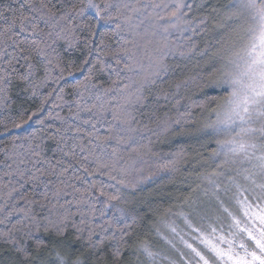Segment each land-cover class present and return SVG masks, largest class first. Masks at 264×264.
<instances>
[{
  "label": "snow or ice",
  "instance_id": "6c2138e0",
  "mask_svg": "<svg viewBox=\"0 0 264 264\" xmlns=\"http://www.w3.org/2000/svg\"><path fill=\"white\" fill-rule=\"evenodd\" d=\"M233 7L236 9L234 15L244 22L236 30L232 55L222 75L215 81L227 96L214 109L216 121L209 126L212 132L223 133L228 138L216 141L217 147L205 161L206 168L211 171L205 170L198 177L206 183L205 195H211L215 207L205 209L193 204L190 211L179 214L187 232L178 230L176 226H170V231L174 237H179L187 252L176 249V244L168 241L179 255V260L170 264H264V0H239ZM149 8L158 20L164 19L160 15L163 11L168 18L167 23L154 50V58H150L148 71L136 73L140 79L125 85V89H129L125 103L111 112L106 135L101 136L97 127L105 122L107 112L100 105L96 111L87 109L91 118L82 121L83 125H91V131L80 123H69L57 114L61 126L53 130L52 124H45V120L40 119L37 123L44 126L43 130L33 131L22 138L26 144L17 145L14 140L11 148L5 151L2 162L7 169L5 175L15 177L17 182H21V188L31 182L34 186L44 184L46 190L40 199L29 201L30 207L25 210L23 219L10 229L0 231V264H89V261L97 264L100 261L98 253L104 247L105 237L93 239L97 233L82 206L88 204L87 194L93 188L99 187L101 195H106L104 185L89 183L83 192L73 187L75 204L71 200L61 203L62 196L68 194L66 188L72 187L68 181L80 179L75 171L72 176L67 174L74 164H79L89 176L107 174L117 183H124L113 173L123 171L116 157L117 148L126 140L125 133L136 131L132 128L136 121L129 107L143 102L145 87L154 83V78L166 69L164 59L173 51L168 35L171 30L183 31L179 23L185 16L183 10L192 9V5L184 3V0H175L171 4L164 0L161 3L106 0L103 6L88 0L83 7L72 3L67 8L63 0H0V106L4 107L11 100L12 88L20 86L22 91H30L32 96H36L53 69H58L60 78H63L66 71L72 75L71 69L81 70L91 64L88 57L92 50L87 39L83 42L84 48L80 49L82 54L85 49L87 53L79 65L71 59L64 63L56 50V44L61 40L67 44L66 53L80 48L77 31H94L90 25L74 23L89 9H95L97 20H107L115 25L113 34L119 36L123 43L119 44L112 57L118 65L123 61L128 72H135L140 61L127 47L128 44L135 47V44L123 34H135L144 23L141 17ZM9 48L12 51H8ZM121 52L124 56L120 55ZM41 70L43 78L39 77ZM99 71L103 72L104 68ZM93 75L94 68L89 67L85 84ZM116 83L113 81L114 85ZM104 91L111 92L112 89ZM46 101L47 97L41 101V108ZM78 112L79 105L77 112L73 113L77 119ZM25 115L27 110L20 113L21 122H13L12 126L22 127L36 113L28 115L27 120L23 119ZM175 123L179 124L180 119ZM85 135L87 145L84 143ZM70 139L73 141L71 145ZM45 141L54 146H49L46 151ZM113 141L115 146L105 159L106 149L113 145ZM85 152L88 155L82 156L81 153ZM89 156H94L95 160L90 161ZM93 162L96 165L94 169L89 167ZM52 176L64 187L44 180ZM108 199L118 197L108 196ZM77 215L79 222L75 219ZM41 231L47 238L37 235ZM125 235L126 232L121 233L117 245L111 250L110 262L101 261V264H121L127 246ZM185 236L190 239H185ZM111 238L116 239L115 234ZM132 255H143L153 260L156 256L147 246L133 249Z\"/></svg>",
  "mask_w": 264,
  "mask_h": 264
},
{
  "label": "trees",
  "instance_id": "16d2710c",
  "mask_svg": "<svg viewBox=\"0 0 264 264\" xmlns=\"http://www.w3.org/2000/svg\"><path fill=\"white\" fill-rule=\"evenodd\" d=\"M232 1L184 0V3L192 5V9L183 10L185 16L179 22L183 31L171 30V34L168 35L173 51L164 59L166 69L154 78V83L145 87L143 102L129 107L136 121L132 128L136 131L125 133L126 140L117 148L116 157L119 168L123 171L113 173L122 178L124 183H117L107 174L96 173L89 176L83 172L79 164H74L73 169L69 170L68 176H72L75 171L80 179L68 181L72 187L66 188L68 194L62 196L61 203L71 200L75 204L73 187L83 192L89 183L104 185L106 195H101L99 187L93 188L87 194L88 204L82 206V210L88 212L91 226L96 230L97 235L93 239L105 237L104 247L98 253L100 261H97V264H101V261L110 262V252L117 245L122 232L127 233L124 236L127 246L121 264L148 262L170 264L171 261L179 260L177 253L170 250H168L170 256L160 255L164 250L157 249V245L163 247L166 242L160 226L163 221L176 219L177 229L179 226L178 230H183L181 228L183 220L181 221L182 217L179 214L189 211L195 193H198L197 186L201 184L207 186L198 177L205 170L211 171L206 168L205 161L217 147L216 140L209 130L210 121L214 118V109L223 103L227 93L222 90L221 85L215 83L221 73L216 49L221 43L219 29L223 26L217 13L225 11ZM93 2L103 6L106 0ZM130 2L135 3L136 0ZM140 2L161 3V0ZM164 2L171 4L175 0ZM72 3L83 7L88 0H63L65 8ZM160 15L164 16L163 20L156 19L153 10L147 9L145 16L141 17L144 23L136 33L123 34L135 44V47L133 44L127 45L140 61V64L135 66V72H128L123 61L118 65L112 57L119 44L123 43L119 36L113 34L115 25L107 20H97L95 9H89L74 23L78 26L90 25L94 31L87 32L82 29L77 31L80 48L68 50L66 53L67 44L61 40L56 44V50L63 57L64 63L71 59L79 65L87 53L86 49L83 54L80 50L84 48L83 42L87 39L92 50V55L88 57L91 64L81 70L71 69L72 75H68L66 71L63 78H60L58 69H53L51 76L39 87L36 96H32L30 91H22L20 86L10 90L11 100L8 105L0 106V221H3L0 223V231L10 229L13 224L23 219L25 210L30 207L29 201L40 199L46 190L44 184L34 186L31 182L25 183L21 188V182H17L15 177L5 175L7 169L2 163L5 160V151L11 148L14 140L17 145L26 144L27 141L22 138L33 131L43 130L44 126L37 123L40 119H44L45 124H52L53 130L61 126V120L56 118L57 114L69 123L82 124L83 120L91 118V113L87 109L96 111L100 105H103L107 112L105 122L102 125L98 124L97 127L101 136L106 135V129L111 122V112L118 105L125 103L129 91L125 89V85L139 80L140 76L136 73L146 72L150 67V58H154V50L168 19L163 11H160ZM215 31L220 35L215 34ZM153 32L156 35H153ZM8 51L12 49L9 48ZM120 55L124 56V53L121 52ZM89 67L94 68V75L85 84ZM101 67L104 68L103 72L99 71ZM117 72L120 73L119 77ZM39 77H44L43 70L40 71ZM113 81L117 83L114 85ZM105 89L112 91L105 92ZM45 97L47 101L41 108V101ZM77 105L78 119L73 115L77 112ZM24 110H27L24 120L28 119V115L33 113L36 115L22 127L14 128L13 122H21L20 113ZM177 119H180L179 124L175 123ZM82 126L88 131L92 130L91 125ZM68 135L71 136L72 133ZM87 142L88 138L85 135L84 143L87 145ZM72 143L70 139L69 145ZM49 146L54 145H51L50 141H45L46 151ZM113 146L115 141L106 149L105 159L111 155ZM79 151L77 148V152ZM89 160L94 161L95 157L89 156ZM95 166L94 162L89 165L93 169ZM44 180H50L51 185L64 187L59 185L55 176L45 177ZM108 196H115L118 199L109 200ZM75 219L79 222V215ZM166 226L167 224L165 231ZM183 232H187V229ZM113 234L116 239L111 238ZM37 235L45 237L42 231ZM140 246H147L156 254L155 259L132 255L133 249Z\"/></svg>",
  "mask_w": 264,
  "mask_h": 264
},
{
  "label": "rangeland",
  "instance_id": "374dc122",
  "mask_svg": "<svg viewBox=\"0 0 264 264\" xmlns=\"http://www.w3.org/2000/svg\"><path fill=\"white\" fill-rule=\"evenodd\" d=\"M238 3H239V0H233L232 3L227 6L225 11H223L222 13L219 11L217 13V15H219L218 17L221 18L220 21L223 22V26H221V28L219 29L220 34H221V40H220L221 43L216 49V56H218V58H219V64H220V68H221L220 76L222 75V73L224 71V67L227 64V61L231 57L232 52L234 50V44H235V39H236V30L244 22L242 18H238L236 15H234L236 9L233 7V5H236ZM216 28H218V27H216ZM215 34H218V33L215 31ZM220 34H218V35H220ZM224 87H226V85ZM226 96H227V93H226ZM215 121H216V115H214V118L210 121V124L213 125L215 123ZM209 130L213 134L216 141L217 140H224V139L228 138L223 133L216 134V133L212 132L211 128ZM205 188L206 187L202 186V184H201V186L198 187V193H195L196 196L194 198L193 204L199 208L211 209V208L215 207V200L211 197L210 194L205 195V191H204ZM188 209L190 211V208H188ZM182 220L183 219H181V221ZM175 222H176V219H175V221L174 220H170V221L166 220V221H163L161 226H160V230L163 231V235H165L164 239L166 240L165 246L163 245V247H160L159 244L157 245V249L163 248V250H164V253L161 252V254H160L162 257H164V255H169L168 250H170L174 253L176 252L177 255H178V252L176 249H180V250L184 249L183 251L187 252V249L184 248L183 244H180V245L177 244V242L180 243L179 237H174L173 233H171V231H170V226H176ZM181 223H182L181 228L185 231L186 228L184 226V222L182 221ZM165 224H167L166 231L164 230ZM178 229H179V226H178ZM185 239H188V238L185 236ZM168 241L174 242L176 244V249H174L172 247V244H170ZM178 257H179V255H178ZM141 264H144V263H141ZM146 264H156V262H148Z\"/></svg>",
  "mask_w": 264,
  "mask_h": 264
}]
</instances>
